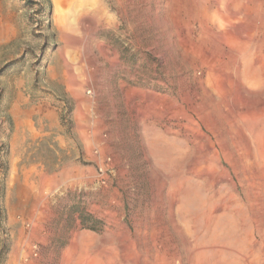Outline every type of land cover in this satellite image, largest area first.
Here are the masks:
<instances>
[{
  "label": "rangeland",
  "instance_id": "rangeland-1",
  "mask_svg": "<svg viewBox=\"0 0 264 264\" xmlns=\"http://www.w3.org/2000/svg\"><path fill=\"white\" fill-rule=\"evenodd\" d=\"M15 101L0 264H264V0H0V175Z\"/></svg>",
  "mask_w": 264,
  "mask_h": 264
},
{
  "label": "crops",
  "instance_id": "crops-1",
  "mask_svg": "<svg viewBox=\"0 0 264 264\" xmlns=\"http://www.w3.org/2000/svg\"><path fill=\"white\" fill-rule=\"evenodd\" d=\"M6 87V91L9 93V84ZM9 97V94H7ZM24 102L15 101L9 106L7 104L6 115H9L15 121V127H13L8 143L10 150L4 159L5 171L3 175H0V186L3 188L2 203L6 209V226L9 229H13L14 211L24 209L27 204V198H36L38 193V180L44 176L49 179H56L60 176L62 165L61 157H58L57 164H53L47 170L43 165L36 160V149L31 150V145L41 135L40 131L33 125H29V120H25V128H21L18 111L21 109V105ZM28 112H26L27 114ZM18 120H14V119ZM19 124V125H18ZM32 140V144L29 142ZM54 139L53 142H55ZM58 148L61 149V142H58ZM33 155V157H32Z\"/></svg>",
  "mask_w": 264,
  "mask_h": 264
},
{
  "label": "bare ground",
  "instance_id": "bare-ground-1",
  "mask_svg": "<svg viewBox=\"0 0 264 264\" xmlns=\"http://www.w3.org/2000/svg\"><path fill=\"white\" fill-rule=\"evenodd\" d=\"M228 11V10H227ZM227 24L231 22V20L225 21ZM139 251V250H138ZM141 263V262H140Z\"/></svg>",
  "mask_w": 264,
  "mask_h": 264
}]
</instances>
